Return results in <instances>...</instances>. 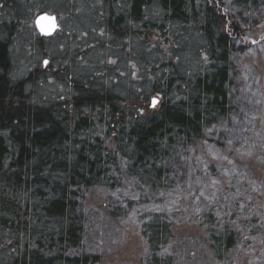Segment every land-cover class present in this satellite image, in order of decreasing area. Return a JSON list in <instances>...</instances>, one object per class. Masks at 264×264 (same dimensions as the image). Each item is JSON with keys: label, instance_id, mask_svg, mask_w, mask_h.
I'll return each instance as SVG.
<instances>
[{"label": "trees", "instance_id": "trees-1", "mask_svg": "<svg viewBox=\"0 0 264 264\" xmlns=\"http://www.w3.org/2000/svg\"><path fill=\"white\" fill-rule=\"evenodd\" d=\"M104 2L109 33L156 52L146 86L66 72L75 91L44 103L27 91L39 71H16L28 0H0V229L13 238L10 264H264V94L245 130L234 122L245 112L235 56L247 54L248 35L264 42V18L247 29L264 0ZM45 40L33 30L30 46ZM195 44L202 61L191 71L178 57ZM130 227L146 253L106 255ZM194 244L200 253H189ZM245 253L260 256L250 263Z\"/></svg>", "mask_w": 264, "mask_h": 264}, {"label": "rangeland", "instance_id": "rangeland-1", "mask_svg": "<svg viewBox=\"0 0 264 264\" xmlns=\"http://www.w3.org/2000/svg\"><path fill=\"white\" fill-rule=\"evenodd\" d=\"M28 4L29 13L33 15L24 24L19 35L17 45H19L20 53H18L19 61L16 71L17 73L22 72L21 74L26 73L27 69L39 71L41 77L37 76L36 84L28 86L27 91H39L42 102L46 103L52 98L61 101V103L67 101L70 91H75L76 84L74 80L66 79V72L74 78L75 74L76 76L80 73H96L98 75L99 71H103L107 72L119 87H126L128 84H137L138 87L146 86L149 77V68L145 66L146 61L153 57L158 59V56L152 48H145L141 41L135 37H128L127 41L122 42L111 32L105 30V26L107 27L110 20V9L104 0H28ZM41 12L56 14L60 20L61 30L53 38H44L47 40L44 41L43 48L36 49L30 46V42L33 30L37 32L34 19ZM157 13L158 11L155 12V15ZM262 14V11L256 12L252 17L255 24L247 25V29H251V31L257 29L256 24L264 18V16L261 17ZM250 38L251 40H249ZM245 39L243 45L251 41L249 43L251 45L246 47L247 54L242 57L238 51V57L235 56L236 62L244 71L242 75L244 80L241 79L242 82L244 81V85L237 91L235 101L241 110L245 111H241V115L234 120L240 131L245 130L248 125L245 124L244 116L247 118L251 113L250 110L255 109L254 104L257 102V96L260 93L264 94V42L258 34L248 35V38ZM126 45L130 46L126 47ZM194 47L195 50L191 55L184 52L185 56L179 55L178 57L181 58L180 64L191 71L198 68L202 61V57H199L202 47L200 44H195ZM165 49L168 48L165 46ZM178 50L180 51V49ZM44 60H47L45 66L43 65ZM177 63L179 61L175 59V64ZM94 87L100 88L98 84ZM250 125L252 127L253 123L250 122ZM227 132L231 135V131L227 130ZM237 141V138L232 140V142ZM208 148L206 147L207 151L205 152L207 157L211 155V160L222 164L227 163L221 151ZM111 231L112 233L116 231L114 226H111ZM12 242L13 238L7 231L0 229V264H10L12 261L15 254ZM193 247H198V244L191 245L189 253H200L192 251ZM105 248L108 249L106 255L116 253L117 258L121 260H138L146 253L144 241L133 227L127 229L126 236L122 237L117 246L111 245L107 241ZM259 256L260 253H245V257L250 263H255ZM107 259H114V256H107ZM241 260L243 261V257ZM193 262L194 260L188 259L187 264Z\"/></svg>", "mask_w": 264, "mask_h": 264}, {"label": "water", "instance_id": "water-1", "mask_svg": "<svg viewBox=\"0 0 264 264\" xmlns=\"http://www.w3.org/2000/svg\"><path fill=\"white\" fill-rule=\"evenodd\" d=\"M45 18H54V20ZM53 23L55 24V27H52ZM34 24L39 35L46 38L52 37L61 28L57 15L48 12H41L38 14L34 19ZM46 64L47 60H44L43 65L45 66ZM158 103L159 99L157 97L151 98V108H154Z\"/></svg>", "mask_w": 264, "mask_h": 264}, {"label": "flooded vegetation", "instance_id": "flooded-vegetation-1", "mask_svg": "<svg viewBox=\"0 0 264 264\" xmlns=\"http://www.w3.org/2000/svg\"><path fill=\"white\" fill-rule=\"evenodd\" d=\"M57 18H58V16H57ZM58 20H59V18H58ZM59 23H60V20H59ZM109 23H110V20H109ZM61 26V25H60ZM108 27H109V25L107 24V27L105 26V30L107 31L108 30ZM61 30V28L54 34V36L59 32ZM108 32V31H107ZM54 36H52V37H50V38H53Z\"/></svg>", "mask_w": 264, "mask_h": 264}, {"label": "snow or ice", "instance_id": "snow-or-ice-1", "mask_svg": "<svg viewBox=\"0 0 264 264\" xmlns=\"http://www.w3.org/2000/svg\"><path fill=\"white\" fill-rule=\"evenodd\" d=\"M45 19H51V20H54V18H45ZM52 27H55V24L53 23L52 24ZM43 30V29H42Z\"/></svg>", "mask_w": 264, "mask_h": 264}, {"label": "bare ground", "instance_id": "bare-ground-1", "mask_svg": "<svg viewBox=\"0 0 264 264\" xmlns=\"http://www.w3.org/2000/svg\"><path fill=\"white\" fill-rule=\"evenodd\" d=\"M35 25V24H34ZM37 30V29H36ZM38 32V31H37ZM39 34V33H38ZM42 37V36H41ZM43 38H46V37H43Z\"/></svg>", "mask_w": 264, "mask_h": 264}]
</instances>
